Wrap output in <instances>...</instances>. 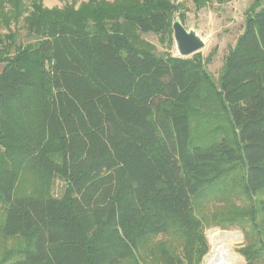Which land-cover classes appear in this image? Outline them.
<instances>
[{"label": "trees", "instance_id": "trees-1", "mask_svg": "<svg viewBox=\"0 0 264 264\" xmlns=\"http://www.w3.org/2000/svg\"><path fill=\"white\" fill-rule=\"evenodd\" d=\"M63 1L0 0V228L21 241L1 263L199 264L197 203L238 187L250 204L220 224L248 221L254 237L237 251L264 264V0L246 10L217 85L199 52L157 56L126 31L170 34L182 2ZM203 85L226 117L207 143L191 118ZM239 167L240 182L220 188ZM25 174L36 183L21 192Z\"/></svg>", "mask_w": 264, "mask_h": 264}, {"label": "rangeland", "instance_id": "rangeland-1", "mask_svg": "<svg viewBox=\"0 0 264 264\" xmlns=\"http://www.w3.org/2000/svg\"><path fill=\"white\" fill-rule=\"evenodd\" d=\"M177 1L183 3V12L185 13L183 26L186 30H193L204 42V46L197 52H199L204 61V68L211 81L217 85L224 58L229 49L235 45L237 37L243 32L246 10L253 0H223L221 3L213 1L210 5L198 10L195 9L192 0ZM65 4H68V1L44 0V5L48 8H62ZM175 17L178 18V15H173L172 21ZM19 30L20 40H24L25 31ZM126 31L136 37L138 47L148 49L157 56L170 55L180 57L173 39L172 22L170 34L143 33L130 31L129 29H126ZM2 32H6L5 29H2ZM192 55L182 58H191ZM1 67L2 64H0V70ZM199 98L195 103L191 104L193 111L191 115L193 137L195 140L196 136L201 135L204 137L202 140L207 143L219 138L224 133L220 128L217 131L214 130L217 126L226 125V117L220 112L219 107H216L213 95L208 94L205 85L200 89ZM203 114H206V117H202ZM216 116H219V118L215 119L214 117ZM222 129L227 132L225 127ZM226 176L228 177L219 184L222 189H228L232 184L239 183L241 176H243V168L239 167L236 171ZM35 180V175L25 174L19 182L18 190L21 192L31 190L36 183ZM62 187L63 183L59 179H55L50 186L49 193L59 196ZM259 197L261 195L257 196V198ZM214 198L210 197L197 203L196 214L203 220L204 233L209 246L208 252L203 256L199 264H210V257H213L215 245H222L223 249H229L235 257L236 264H246L237 249L248 243L247 238L251 239L254 237L249 232L248 221L245 223L241 222L242 226L236 224L230 228H222L220 221H223L222 218L236 207L248 208L250 200L242 196L238 187H235L234 192L230 193L228 201ZM0 218H2L1 209ZM165 240L172 246H178V242L173 238H166ZM20 243L21 241L18 238H6L3 236L0 228V264H8L1 263L3 253L6 250L15 248ZM150 245L149 253L155 250L153 247L154 242Z\"/></svg>", "mask_w": 264, "mask_h": 264}, {"label": "water", "instance_id": "water-1", "mask_svg": "<svg viewBox=\"0 0 264 264\" xmlns=\"http://www.w3.org/2000/svg\"><path fill=\"white\" fill-rule=\"evenodd\" d=\"M173 39L180 57H187L199 51L203 40L193 31L186 30L178 18L172 21Z\"/></svg>", "mask_w": 264, "mask_h": 264}, {"label": "bare ground", "instance_id": "bare-ground-1", "mask_svg": "<svg viewBox=\"0 0 264 264\" xmlns=\"http://www.w3.org/2000/svg\"><path fill=\"white\" fill-rule=\"evenodd\" d=\"M213 257H210V264H236L235 257L229 249H223L222 245H215Z\"/></svg>", "mask_w": 264, "mask_h": 264}]
</instances>
